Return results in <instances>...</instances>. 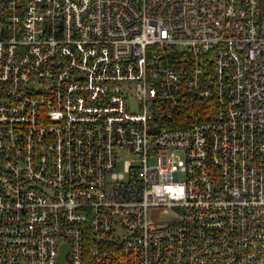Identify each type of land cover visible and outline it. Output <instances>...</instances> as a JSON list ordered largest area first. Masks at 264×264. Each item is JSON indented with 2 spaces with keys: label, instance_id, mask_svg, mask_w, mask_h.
Returning <instances> with one entry per match:
<instances>
[{
  "label": "built area",
  "instance_id": "2783aa9c",
  "mask_svg": "<svg viewBox=\"0 0 264 264\" xmlns=\"http://www.w3.org/2000/svg\"><path fill=\"white\" fill-rule=\"evenodd\" d=\"M0 264H264V0H0Z\"/></svg>",
  "mask_w": 264,
  "mask_h": 264
},
{
  "label": "water",
  "instance_id": "95a60500",
  "mask_svg": "<svg viewBox=\"0 0 264 264\" xmlns=\"http://www.w3.org/2000/svg\"><path fill=\"white\" fill-rule=\"evenodd\" d=\"M63 249L65 250L66 249V247L65 246H63ZM63 259V254H61L60 255V257H59V260L61 261Z\"/></svg>",
  "mask_w": 264,
  "mask_h": 264
}]
</instances>
